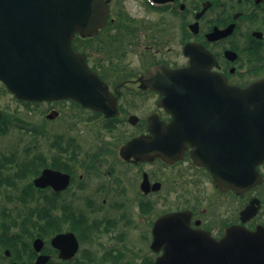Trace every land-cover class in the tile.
<instances>
[{"label": "flooded vegetation", "instance_id": "1", "mask_svg": "<svg viewBox=\"0 0 264 264\" xmlns=\"http://www.w3.org/2000/svg\"><path fill=\"white\" fill-rule=\"evenodd\" d=\"M103 2L107 16L81 29L73 47L117 113L70 98L20 101L0 81L12 100L45 106V121L62 126L61 134L31 129L54 138L50 149H24L12 176L0 161V264H157L167 215L218 242L232 230L264 231V161L247 188L242 155L214 154L234 148L229 115L182 112L169 129L175 117L155 89L207 74L241 89L264 81V0ZM178 71L191 74L168 75ZM47 169L64 176L36 185Z\"/></svg>", "mask_w": 264, "mask_h": 264}, {"label": "water", "instance_id": "2", "mask_svg": "<svg viewBox=\"0 0 264 264\" xmlns=\"http://www.w3.org/2000/svg\"><path fill=\"white\" fill-rule=\"evenodd\" d=\"M107 13L103 0H0V80L22 100L70 98L107 116L117 113L108 87L72 45L81 29L97 26ZM185 73L191 71L168 75L179 80ZM155 89L165 93L167 100L162 105L175 117L169 129L177 128L182 112L229 115L225 121L236 138L234 148L225 145L214 154H225V158L242 155L246 187L253 185L259 177L257 165L264 161V81L241 89L207 74L179 83L174 79ZM244 123L246 131L242 133ZM209 138H215V148L216 140L223 139L218 134ZM62 176L47 169L36 185L44 187L49 178ZM161 222L166 225L167 243L157 264H264V231L232 230L218 242L189 226H177L176 215H167Z\"/></svg>", "mask_w": 264, "mask_h": 264}, {"label": "rangeland", "instance_id": "3", "mask_svg": "<svg viewBox=\"0 0 264 264\" xmlns=\"http://www.w3.org/2000/svg\"><path fill=\"white\" fill-rule=\"evenodd\" d=\"M0 92V111L8 117H19L29 125L31 124L29 127L30 129L37 127V124H46V128H59V134H61L60 130L62 126L60 125V121L55 122L54 124H48L45 121V106L39 108L22 105L17 100H12L11 96L7 94L1 85ZM53 139L54 138L50 136L38 138L35 137L31 131L27 132L26 129L17 130L14 128H12L8 134L0 135V161L6 163L2 166L5 167L4 169L6 170L7 175L12 176V172L18 168L17 166L20 163L24 149H29V147L31 148L34 145H37L38 148L34 153L47 156ZM14 155L16 157H14Z\"/></svg>", "mask_w": 264, "mask_h": 264}, {"label": "trees", "instance_id": "4", "mask_svg": "<svg viewBox=\"0 0 264 264\" xmlns=\"http://www.w3.org/2000/svg\"><path fill=\"white\" fill-rule=\"evenodd\" d=\"M4 120H6L5 118L2 120V123H4L5 121ZM0 133L2 134V131H0ZM3 134H4V132H3ZM39 163H40V165L42 164V161L41 160H39Z\"/></svg>", "mask_w": 264, "mask_h": 264}]
</instances>
